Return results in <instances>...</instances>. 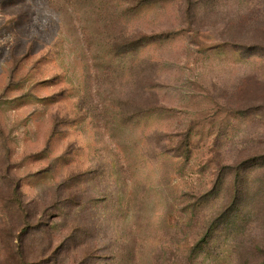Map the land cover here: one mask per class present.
Returning <instances> with one entry per match:
<instances>
[{"label": "rangeland", "instance_id": "1", "mask_svg": "<svg viewBox=\"0 0 264 264\" xmlns=\"http://www.w3.org/2000/svg\"><path fill=\"white\" fill-rule=\"evenodd\" d=\"M0 264H264V0H0Z\"/></svg>", "mask_w": 264, "mask_h": 264}, {"label": "trees", "instance_id": "2", "mask_svg": "<svg viewBox=\"0 0 264 264\" xmlns=\"http://www.w3.org/2000/svg\"><path fill=\"white\" fill-rule=\"evenodd\" d=\"M125 50H127V49H125Z\"/></svg>", "mask_w": 264, "mask_h": 264}]
</instances>
